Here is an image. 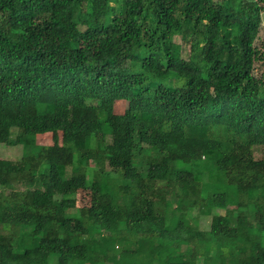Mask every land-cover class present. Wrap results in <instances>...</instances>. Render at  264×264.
Returning a JSON list of instances; mask_svg holds the SVG:
<instances>
[{
  "label": "trees",
  "instance_id": "1",
  "mask_svg": "<svg viewBox=\"0 0 264 264\" xmlns=\"http://www.w3.org/2000/svg\"><path fill=\"white\" fill-rule=\"evenodd\" d=\"M263 16L0 0V146L22 148L0 159V264H264Z\"/></svg>",
  "mask_w": 264,
  "mask_h": 264
},
{
  "label": "rangeland",
  "instance_id": "2",
  "mask_svg": "<svg viewBox=\"0 0 264 264\" xmlns=\"http://www.w3.org/2000/svg\"><path fill=\"white\" fill-rule=\"evenodd\" d=\"M264 23V16H263ZM177 43L179 45L180 52L183 57H187L189 53V46L185 44L180 39H177ZM115 112L119 115H127L128 114V103L127 102H117L115 106ZM41 143H52V136L45 135L41 138ZM22 157V148L20 146H11L2 144L0 146V159L11 160V161H19ZM255 157L258 160L264 159V147H259L255 150ZM93 168L90 170L88 175L89 184H93L94 182L104 183V179L101 177V173L96 166V163L93 161ZM71 199H75L77 201L78 208H88L94 202V196L90 190L80 191L76 196L71 197ZM212 224V218H202L201 225L203 229H208Z\"/></svg>",
  "mask_w": 264,
  "mask_h": 264
}]
</instances>
